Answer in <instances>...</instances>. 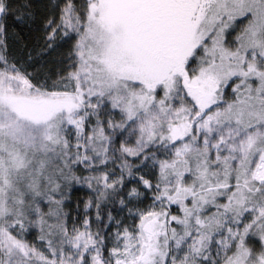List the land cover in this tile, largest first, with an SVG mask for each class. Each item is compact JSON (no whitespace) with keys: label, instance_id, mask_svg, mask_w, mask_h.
<instances>
[{"label":"snow or ice","instance_id":"6c2138e0","mask_svg":"<svg viewBox=\"0 0 264 264\" xmlns=\"http://www.w3.org/2000/svg\"><path fill=\"white\" fill-rule=\"evenodd\" d=\"M0 264H264V0H0Z\"/></svg>","mask_w":264,"mask_h":264}]
</instances>
